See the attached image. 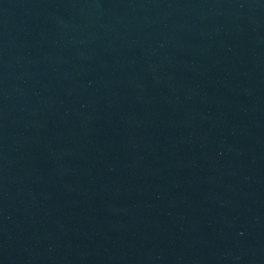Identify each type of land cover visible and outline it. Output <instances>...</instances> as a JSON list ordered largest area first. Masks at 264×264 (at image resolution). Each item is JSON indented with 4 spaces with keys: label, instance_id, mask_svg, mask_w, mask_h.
I'll return each mask as SVG.
<instances>
[{
    "label": "water",
    "instance_id": "95a60500",
    "mask_svg": "<svg viewBox=\"0 0 264 264\" xmlns=\"http://www.w3.org/2000/svg\"><path fill=\"white\" fill-rule=\"evenodd\" d=\"M0 264H264V0H0Z\"/></svg>",
    "mask_w": 264,
    "mask_h": 264
}]
</instances>
